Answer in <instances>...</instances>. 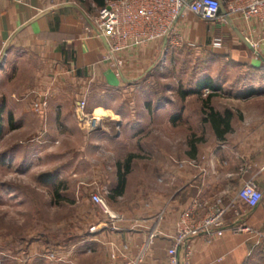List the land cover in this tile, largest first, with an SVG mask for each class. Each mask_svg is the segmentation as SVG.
<instances>
[{
  "label": "crops",
  "instance_id": "1",
  "mask_svg": "<svg viewBox=\"0 0 264 264\" xmlns=\"http://www.w3.org/2000/svg\"><path fill=\"white\" fill-rule=\"evenodd\" d=\"M219 15L206 21L187 13L178 20L175 32L212 60L262 71L264 24L255 17ZM88 16V11L69 0H0V82L11 68L25 70L26 85L48 92L50 119L55 112L56 118L72 124L64 103L87 95L89 111L103 109L104 118L114 117L122 128L114 141L97 139L80 147L92 150L89 158L81 154L80 160L90 162V169L77 178L73 190V196L82 199L78 215L86 237L62 245L64 254L90 247L99 252L101 264H126L156 226L158 234L142 264H167L180 213L199 204L198 216H203L221 205L228 208L222 235L210 241L204 237L190 240L189 264H264V242L257 235H264V95L250 99V110L238 112L213 108V96L208 118L198 95L178 97L179 110H168L167 105L158 108V97L155 102L156 96L144 90L152 80L159 42L118 55L122 62L118 78L103 61L104 44L91 33ZM242 37L254 44L252 50ZM215 41L218 47L213 45ZM249 51L256 57H249ZM141 87L143 93H137L135 89ZM193 98L200 100L194 109L185 108ZM21 111H16L17 117L23 116ZM226 111L230 113L227 130ZM148 132L173 135L170 149L161 146L154 150L155 156L139 157L143 145L132 137L127 143L126 138ZM123 140L126 154L119 158L116 150L124 146ZM129 156L126 170L123 166ZM119 175H123L122 187H118ZM249 180L263 195L252 209L237 200L238 191ZM94 192H107L110 209L123 220L110 223L105 215L99 218V209L90 200ZM160 213L163 219L156 225ZM234 224H243L255 233H233ZM184 254L180 252L181 262Z\"/></svg>",
  "mask_w": 264,
  "mask_h": 264
},
{
  "label": "rangeland",
  "instance_id": "2",
  "mask_svg": "<svg viewBox=\"0 0 264 264\" xmlns=\"http://www.w3.org/2000/svg\"><path fill=\"white\" fill-rule=\"evenodd\" d=\"M69 1L90 15L97 9L91 0ZM248 55L256 57L251 51ZM212 58L193 48L163 47L159 42L158 60L144 93L155 95V102L158 97V108L167 105L168 110H179L178 92L192 89L199 77L210 75L220 87L214 95L213 108L250 110V99L264 95V67L260 72L251 67L235 68L229 61ZM8 71L0 82V264H101L96 249L81 247L82 250H73L66 256L62 245L86 237L78 215L82 199L73 196L77 178L90 169V162L81 161L80 157L83 152V157L89 158L92 150H80L82 143L97 139L114 141L122 128L112 117L105 120L102 131L88 136L79 128L74 115V103L80 97L64 103L72 115V124L56 118L55 112L50 119L48 92L26 85L25 70ZM142 89L135 90L141 94ZM208 94L201 92L197 99L204 100ZM193 99L185 108L194 109L200 100ZM44 101L46 106L41 107ZM16 109L22 110V117L16 116ZM130 137L144 147L139 157L148 159L155 156L158 147L170 149L173 135L132 134L126 138L127 143ZM123 143L116 150L119 158L126 154L124 140ZM106 200L108 203V197ZM97 213L99 218L104 216L100 210ZM76 234L79 238H72Z\"/></svg>",
  "mask_w": 264,
  "mask_h": 264
},
{
  "label": "built area",
  "instance_id": "3",
  "mask_svg": "<svg viewBox=\"0 0 264 264\" xmlns=\"http://www.w3.org/2000/svg\"><path fill=\"white\" fill-rule=\"evenodd\" d=\"M22 2L23 0H11ZM220 4L226 11V16L240 15L244 19L257 18L264 24V0H106L97 8L95 14L86 18L91 33L104 44L103 61L115 71V76L121 77L122 62L118 55L153 41L166 46H185L195 48L192 43H184L175 32L178 20L185 14H192L206 21L216 20L220 15ZM252 48L254 44L248 41ZM218 47V41L213 43ZM202 93H209L204 89ZM46 102L41 107H45ZM87 109V98L82 96L74 103V115L79 128L91 135L103 130L106 119L101 114ZM194 165L193 162H190ZM107 192H94L90 195L91 202L107 217L110 223L123 220L121 214L113 212L107 203ZM263 195L253 180L247 181L237 193V200L249 209L256 207ZM219 204V202H218ZM200 205L180 213L176 223L172 243L167 250V264H189V241L204 237L209 241L214 236H221L227 207L215 205L203 216H198ZM163 219V213L156 217V225ZM113 227V226H112ZM233 233H255L243 224H234ZM158 234L156 226L147 235L139 247L137 254L127 260L126 264H142L153 239ZM264 242V235L257 233ZM184 252L181 262L180 252ZM112 259L115 258L113 254Z\"/></svg>",
  "mask_w": 264,
  "mask_h": 264
},
{
  "label": "trees",
  "instance_id": "4",
  "mask_svg": "<svg viewBox=\"0 0 264 264\" xmlns=\"http://www.w3.org/2000/svg\"><path fill=\"white\" fill-rule=\"evenodd\" d=\"M92 3L97 7V8H100L104 5L105 1L106 0H91ZM220 14V13H219ZM204 89H208L209 90V94L207 95V97L202 101V113L203 115L205 116V118H208L209 116L212 115V107H210V100L211 98L220 90V87L219 85H217L215 83V81L209 77V76H201L199 77L196 81H195V84L194 86L192 87V89H189V90H184V91H179L178 92V96L181 98V99H184L185 97L187 96H190V95H198L200 94ZM208 109V110H206ZM229 117H230V113L228 111H226L224 113V119L226 121V124H225V130H227L229 127L228 125V120H229ZM2 133V125L0 123V135ZM216 136L220 137L219 134L216 133ZM132 156H129L126 160V163L124 165L125 169L127 170L128 169V164H129V161L131 160ZM123 176V175H122ZM121 175L118 176V187H122L123 184H124V181H123V177Z\"/></svg>",
  "mask_w": 264,
  "mask_h": 264
},
{
  "label": "water",
  "instance_id": "5",
  "mask_svg": "<svg viewBox=\"0 0 264 264\" xmlns=\"http://www.w3.org/2000/svg\"><path fill=\"white\" fill-rule=\"evenodd\" d=\"M220 12L224 15V16H226V11H225V8H224V6L222 5V4H220ZM242 39V41H243V43L250 49V50H252V46L250 45V43L248 42V40H246L245 38H241ZM104 113V112H103Z\"/></svg>",
  "mask_w": 264,
  "mask_h": 264
},
{
  "label": "bare ground",
  "instance_id": "6",
  "mask_svg": "<svg viewBox=\"0 0 264 264\" xmlns=\"http://www.w3.org/2000/svg\"><path fill=\"white\" fill-rule=\"evenodd\" d=\"M97 112H99V114H101V116H105L106 115V113H105V111H103V110H101V109H99V110H97ZM104 112V113H103ZM95 115V114H94Z\"/></svg>",
  "mask_w": 264,
  "mask_h": 264
}]
</instances>
